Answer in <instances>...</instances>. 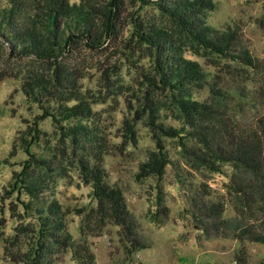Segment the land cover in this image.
<instances>
[{
    "label": "rangeland",
    "instance_id": "rangeland-1",
    "mask_svg": "<svg viewBox=\"0 0 264 264\" xmlns=\"http://www.w3.org/2000/svg\"><path fill=\"white\" fill-rule=\"evenodd\" d=\"M108 1L69 3L90 7L95 14L94 27L99 28L100 13ZM212 1L216 10L204 13L205 24L217 31L233 30L239 46L264 62V0ZM5 3L7 0H0V9ZM136 16L143 23L175 32L155 6L121 0L114 31L106 40L96 47L79 40L58 59L89 106L106 152L94 161L83 151L87 148L60 136L49 118L38 124L45 135L30 151L52 162L45 176L49 189L45 196L61 206L65 235L71 238L64 252L53 247V264H78L73 253L79 247L88 249L93 264H264V243L258 242L264 236L261 219L244 212L242 195L235 193L243 185L252 191L254 178L230 164L211 167L202 163L198 157L202 150L192 129L198 124L229 133L264 126V89L258 87L254 75L240 71L236 64L219 55L204 54L185 41L183 57L200 67L206 81L189 86L186 100L208 109L194 115L188 111L191 117L187 116L174 100L175 93L158 83L153 55L129 40V24ZM6 54V47L0 46L3 238L13 235L17 225L27 231L36 224L28 218L20 222L10 218L7 207H18L17 200L27 201L28 197L15 195L8 184L26 156L16 141L40 113L39 105L27 101L19 88L26 77L44 75L43 67L30 60L9 59ZM50 96L40 97L44 107L56 105L54 95ZM81 163L87 168L98 166L106 185L121 192L141 250L131 251L114 225L98 223L91 178ZM158 167L160 173L155 171ZM21 240L20 251L25 252L36 238L22 231ZM0 264H15L1 243Z\"/></svg>",
    "mask_w": 264,
    "mask_h": 264
},
{
    "label": "trees",
    "instance_id": "trees-1",
    "mask_svg": "<svg viewBox=\"0 0 264 264\" xmlns=\"http://www.w3.org/2000/svg\"><path fill=\"white\" fill-rule=\"evenodd\" d=\"M137 1L142 5L155 6L159 15L169 21L175 31L143 23L136 16L129 24V40H134L153 55L158 83L175 93L174 100L186 110L187 116L191 117L188 111L194 115L208 109L203 104L186 100L189 86L206 81L200 67L183 57L185 41L204 54L219 55L236 64L240 71L254 75L258 87L264 89V62L239 46L233 30L217 31L205 24L204 13L216 10L214 1ZM120 5L121 0L108 1L105 10L100 13L102 22L99 28L94 27L95 14L90 7L84 3L70 5L69 0H7L4 8L0 9V46L6 47V56L9 59L30 60L43 67L44 71V75L26 77L19 88L27 101L39 105L40 113L32 118L21 133L23 137L16 141L26 156L19 172L12 173V182L8 184L15 195L28 197L27 201L17 200L18 207L14 204L7 207L10 218L19 222L28 218L36 223L27 231L17 225L13 235L7 238L0 233V243L15 264H53V247L63 252L70 247L71 238L65 235L64 212L56 201L48 200L45 196L49 190L45 176L51 170L52 162L44 156L32 154L30 146L37 144L45 135L38 124L49 118L60 136L69 140L70 144L87 148L82 150L87 151L94 161L102 159L106 151L100 138L101 132L94 126L93 114L77 91L72 75L59 65L58 59L66 55L79 40H86L90 47L99 46L106 40L114 31ZM214 92L220 94L217 90ZM50 94L54 95L56 105L44 107L40 97ZM71 102L74 104L69 105ZM194 106L196 108H192ZM70 121L77 123L62 125ZM192 129L202 150L203 155L198 156L202 163L211 167L230 164L254 178L252 191L243 185L237 187L235 193L242 195L244 212L250 213L251 217L259 215L264 232V126L229 133L218 127L207 128L198 124ZM87 167V164L81 163V169L91 178L98 223L101 226L106 222L114 225L131 251L141 250L143 247L135 237L132 218L126 211L121 192L106 185L105 175L98 166ZM155 171L160 173L159 167ZM16 207L21 213L16 211ZM4 223L0 217V228ZM22 231L36 238L25 252L20 251ZM258 242L264 243V236ZM73 254L78 264H93L94 257L86 247H79Z\"/></svg>",
    "mask_w": 264,
    "mask_h": 264
}]
</instances>
